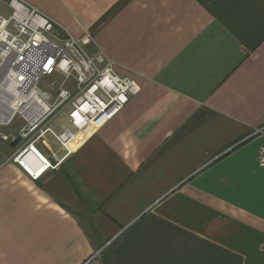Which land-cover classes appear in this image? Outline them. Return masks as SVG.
Instances as JSON below:
<instances>
[{"label": "crops", "instance_id": "0c3cea01", "mask_svg": "<svg viewBox=\"0 0 264 264\" xmlns=\"http://www.w3.org/2000/svg\"><path fill=\"white\" fill-rule=\"evenodd\" d=\"M23 1L139 91L37 180L0 143V264H264V0Z\"/></svg>", "mask_w": 264, "mask_h": 264}, {"label": "built area", "instance_id": "2783aa9c", "mask_svg": "<svg viewBox=\"0 0 264 264\" xmlns=\"http://www.w3.org/2000/svg\"><path fill=\"white\" fill-rule=\"evenodd\" d=\"M0 2L10 11L8 17L0 15V143L19 137L5 163L18 165L37 180L57 171L72 153L70 144L76 136L97 118H103L102 123L113 118L139 87L117 75L114 63L101 52H89V32L75 38L23 0ZM56 75L62 81L53 96L39 84ZM62 110H67L68 124L56 134L49 124ZM15 124L14 132L4 131ZM46 134L57 142L62 156L51 153L46 159L36 151L37 143L47 147ZM252 136L262 139L256 159L264 168V126Z\"/></svg>", "mask_w": 264, "mask_h": 264}, {"label": "rangeland", "instance_id": "374dc122", "mask_svg": "<svg viewBox=\"0 0 264 264\" xmlns=\"http://www.w3.org/2000/svg\"><path fill=\"white\" fill-rule=\"evenodd\" d=\"M9 13H10V11H9V9L6 7V6H4L2 3H0V15H2L3 17H8L9 16ZM11 28V27H10ZM61 81H62V78L61 77H59V75H56V76H54L53 78H51V79H48V78H44V79H42V81L40 82V84H39V87L41 88V89H47L48 91H50V93L54 96V93H55V90L57 89V88H59V85H60V83H61ZM67 111V110H66ZM65 110H62L57 116L59 117L58 119V122H60V121H63L64 119H66L67 118V112H66ZM102 122H99V121H97V122H95V123H93V124H91V125H89L88 127L89 128H93V127H95V125H99V124H101ZM68 123L66 122V125H67ZM88 128V129H89ZM86 129V128H85ZM84 129V130H85ZM84 132V131H83ZM80 135V134H79ZM79 135H77L76 136V138H78V136ZM39 148V147H38ZM13 149L14 148H9V153L11 154L12 152H13Z\"/></svg>", "mask_w": 264, "mask_h": 264}, {"label": "water", "instance_id": "95a60500", "mask_svg": "<svg viewBox=\"0 0 264 264\" xmlns=\"http://www.w3.org/2000/svg\"><path fill=\"white\" fill-rule=\"evenodd\" d=\"M20 142V138L17 137L14 141L10 143V148H15Z\"/></svg>", "mask_w": 264, "mask_h": 264}, {"label": "bare ground", "instance_id": "6f19581e", "mask_svg": "<svg viewBox=\"0 0 264 264\" xmlns=\"http://www.w3.org/2000/svg\"><path fill=\"white\" fill-rule=\"evenodd\" d=\"M97 121L102 122V121H103V118H101V117H100V118H97V119H95L94 121H92L91 124H93V123H95V122H97ZM91 124H90V125H91ZM87 128H88V127H87ZM26 165H27V164H26ZM27 166H28V165H27ZM28 168H29V170H30L31 172L35 171L34 169H32V167H29V166H28Z\"/></svg>", "mask_w": 264, "mask_h": 264}]
</instances>
